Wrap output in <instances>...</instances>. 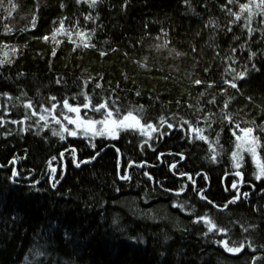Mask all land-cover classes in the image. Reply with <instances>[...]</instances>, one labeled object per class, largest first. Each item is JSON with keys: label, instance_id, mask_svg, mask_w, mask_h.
<instances>
[{"label": "trees", "instance_id": "16d2710c", "mask_svg": "<svg viewBox=\"0 0 264 264\" xmlns=\"http://www.w3.org/2000/svg\"><path fill=\"white\" fill-rule=\"evenodd\" d=\"M12 2L18 7L11 15L5 11L7 0L0 8V59H5L2 53L7 51L15 61L5 65L0 74V93L13 97L9 100L0 95V116L10 113L0 126V164L8 165L0 168V264H27L25 257L32 264L40 260L44 264H220L218 258L264 264V183L253 180L256 166L252 156L243 153L240 169L245 173L240 192L251 193L249 199L241 197L220 210L202 201L194 190L207 189L206 194L221 206L233 195L225 189L239 179L231 174L235 171L231 160L235 137L221 119L224 112L241 127L254 128L253 135L260 138L257 152L264 159V43L258 42L264 23L254 18L256 32L249 41L240 25H229L232 18L221 7L227 0H99L95 9L76 0ZM228 8L238 11V4ZM89 13L98 18L85 20ZM65 16L66 27L79 20L85 29L95 32L94 48L73 52L74 45L60 34L56 39L64 43L59 45L42 39L51 37ZM33 17L35 28L31 26ZM5 25L11 29L8 34H4ZM229 26L232 33L226 31ZM12 47L19 49L16 56H12ZM54 47L55 57L51 55ZM102 51L107 55H100ZM251 51L258 53L252 62L259 72L251 69L247 59ZM230 56L239 63L229 60ZM229 65L237 72L244 71V65L249 69L247 76L237 81L240 92L229 87L223 93L219 87L194 84L196 79L218 83L231 79L224 75ZM81 93L93 103L116 101V106L131 107L138 115L143 107L145 118L155 124L160 117L177 127L181 118L193 123L199 120V127L207 129L205 135L218 153L217 160L209 158L208 144L194 139L191 132L185 137L184 132L167 129L166 124L160 128L173 134L153 140L152 147L143 143L146 137L132 131L120 132L116 140L95 139L96 149L81 136L61 141L52 132L62 131V124L57 125L48 113L44 114L47 124L41 127L45 122L36 123L38 116H31L23 107L28 100L37 110L50 107L49 98L54 95L61 101L55 115L63 122L60 113L66 114V109L62 100L69 99L73 105L86 102ZM213 99L215 103H209ZM225 102L228 109H223ZM26 111L30 116L26 123H11L22 120ZM210 112L213 115L209 116ZM85 115L94 114L82 109L81 116ZM205 118L212 121L210 127ZM222 124L224 131L216 145ZM70 146L77 148L75 157L66 150ZM96 152L100 155L95 156ZM14 157L17 163L11 165ZM85 159L90 162L75 167ZM129 163L132 166L125 167ZM173 163L176 169H171ZM139 164L144 167H137ZM12 168L21 173L18 185L8 180ZM53 168L60 174L56 188L51 187L54 181L49 175ZM182 172L190 174L195 185L187 175L181 177ZM121 175L131 179L121 180ZM35 181L39 184L29 187ZM161 183L172 192L165 193ZM182 184L189 187L175 195ZM127 196L143 209L162 203L169 208L183 204L180 211L184 214L168 210L178 225L136 220L126 208L113 204ZM205 214L230 228L234 238H246L256 252L246 247L236 259L228 258L213 242V234L204 235L207 228L203 222L193 223ZM38 252L44 255H36Z\"/></svg>", "mask_w": 264, "mask_h": 264}, {"label": "snow or ice", "instance_id": "6c2138e0", "mask_svg": "<svg viewBox=\"0 0 264 264\" xmlns=\"http://www.w3.org/2000/svg\"><path fill=\"white\" fill-rule=\"evenodd\" d=\"M77 4H87L89 8L95 9L99 0H76ZM187 3L188 0H185ZM7 8H5V11L8 12V15H11V12L15 10L17 5H15L12 0H7ZM238 4V11H233L231 8H228V5ZM5 7V0H0V8ZM61 7H64V5H61ZM126 7V4H125ZM222 10L226 11L228 16L232 19L229 20V25H240L241 30L243 32H246L247 38L249 41H252L253 36L256 32V29L252 27V23L254 18H259L257 22L264 23V0H245V2H241V0H227V3L222 5ZM98 17H93L91 13L85 16V20H93ZM68 18L65 16L63 19L60 20L57 27L54 28L53 33L51 37L49 36H43L42 39L45 42H48L50 39L51 41L59 45L61 43H64L62 40H57L56 37L58 34L63 35L67 42L70 44H73L74 47L72 48V51L75 52L78 48H94L95 44L92 43V37H94L95 32L85 29L79 20H76L74 22V26L72 24H69L67 27L65 25V21ZM241 21L243 23L241 24ZM55 23V22H54ZM212 22L209 21V24ZM36 25V18L33 17L31 21L32 28H35ZM11 29L5 25V33L8 34ZM227 32L232 33L233 27L229 26L226 29ZM73 37H76V39H73ZM235 40H240V36H235ZM261 43H264V29L260 30V41ZM241 47H244L243 44H241ZM3 48L7 49L8 45L7 42L3 43ZM112 51H117V49H112ZM174 51V49H173ZM237 49L235 47L231 48V52L235 53ZM12 56H16L19 53V49L16 47H12L11 49ZM57 54L56 48L54 47L52 49L51 55L55 57ZM177 55H181V53H176ZM3 57L5 59H0V74H2V69L5 67V65H11L15 61L11 57H9V53L7 51H3L2 53ZM100 55H107L106 52H101ZM258 53L255 51L250 52V56L247 58L248 61L251 63V69L255 70L257 72L260 71V68L257 67L256 63L252 62L257 57ZM229 60H231L233 63H239L235 59L234 56L228 57ZM244 71L237 72L235 68H232L231 65L225 68L224 75L228 76L231 75V79H223L221 82L213 81H207V80H200L196 79L194 81L195 85H205L207 88L211 87H219L222 89L223 93H227L228 88L235 89L237 92H240V88L238 86L237 81L243 80L247 74H248V67L247 65H244ZM208 71V69H206ZM19 75H23L20 73ZM57 83H60V80L58 79L56 81ZM227 85L228 87H225ZM96 87H101V85L97 84ZM84 95V99L86 102L83 103H77L76 105H73L69 103V99H63L62 105L63 109L67 110V113H74V118L72 116H69L67 114H64L63 111H61V115H63V119L67 121L69 125H74L75 128L70 129L68 127L62 126V131H55L53 130L52 135L59 136L60 140H65L64 133H67L68 135L72 137H77L78 134L82 135L83 137L87 138L89 140L90 146L93 149L97 148L96 143L93 141L97 136L107 138L109 140H116L119 138V134L121 131H132L133 133H139L141 137H146L144 140V144H147L148 147H152V141H159L160 137L162 136H170L173 133L167 131L166 129H161L160 125H167V129H175L176 131L184 132L185 137L188 136V133L191 132L193 134L194 139L202 141L209 145V149L211 150L210 159L212 161L217 160L218 153L215 152V149L212 145V141L209 137V135H205V132L207 129L199 127L200 121L197 120L195 123H193L189 119H183L181 118V122L179 127L172 123H168L163 117L159 118V124H155L153 122H149L148 119L145 118L143 115L144 109L143 107L140 108L138 115L136 110L129 107L127 109H124L121 106H116V101L111 102V104L108 101L93 103L92 98L87 96L86 94L81 93ZM242 94V93H241ZM0 95L6 96L7 99L12 100L13 97L8 93H0ZM137 96L140 95L139 92L136 93ZM51 106L50 107H44L41 106L39 110L34 107L33 101L28 100L26 103L23 104V107L26 110H30L31 116H38L39 120L36 123H39V121H44L45 123L40 125L41 127L46 126L47 119L46 116L42 113H49L52 120H55L57 125L61 124L60 119L57 118L55 115L57 107L60 105L61 101L57 100L56 96H51L50 98ZM249 100H251V97H248ZM179 103V101H177ZM209 103H215V100H210ZM189 107H192L189 105ZM229 103L225 102L223 105V109H228ZM82 109H86L89 112L93 113L94 115L88 116L85 115V117L82 118L81 111ZM222 109V111H223ZM202 112L203 109H200ZM10 115V113L5 112L4 115L0 116V126H3V123L5 121V116ZM213 115V113H209V116ZM30 119L29 112L26 111L23 114L22 120H16L13 119L11 123L14 124H24ZM222 121H226V126L228 130L231 132L232 137H235V150L231 152V160H232V167L235 169L231 174L235 177H238L239 179L234 180L230 183V189L226 188L225 190H231L233 192V195L231 199L227 200L223 206L217 205L207 194V189H199L194 188V190L197 192L199 198L202 201H205L207 204L212 205L213 207L223 210L228 207L229 204H234L241 200V197L245 199H249L251 197V193L248 192H240V188L245 184V173L240 171L241 168L244 166L243 162V153L247 152L252 156L253 162L256 166V171L252 174L254 181H259L261 183H264V159L260 158L258 155L257 149L260 147V138L258 136H254V128L253 127H241L240 124L236 123L231 114L228 112H224L223 116L221 117ZM204 123L211 126L212 121L208 118H205ZM254 124L255 121H252ZM30 127V126H29ZM225 125L222 124L220 132L216 133L215 137V144L220 145V136L222 135L224 131ZM27 131V129H25ZM156 133L154 136L153 134ZM189 142H192L191 140ZM222 147V146H221ZM141 149L143 150V144L141 145ZM71 152V154L75 157V154L77 152V148L70 146L68 149H66ZM153 151H156V149L153 147ZM119 151V149H117ZM64 153H60L61 156H63ZM100 153L96 152L95 156H99ZM163 155V153H161ZM181 157H183V154H180ZM95 156L93 158H95ZM55 159V157H53ZM90 160L85 159L77 162L75 164V167L79 168L81 164H87ZM11 165H15L17 163V158H13L10 161ZM132 165L125 164V167H131ZM8 167L7 164H0V168ZM137 167H144V164H139ZM171 169H176L177 165L175 163L171 164ZM56 172V169L53 168L51 173L49 174L52 177V180L54 181L51 185L52 188H56L58 183V178L54 175ZM175 175V173H173ZM145 176H148L149 180H153V177L148 173H144ZM181 177L188 176L189 180H192V176L188 173H179ZM20 177L21 173L17 171L15 168L11 169L10 176L8 177V180L13 185H18L20 183ZM121 180L128 181L131 179L128 175H121ZM195 180H192V185H195ZM35 184H39V181H35L34 184L29 185V187L35 188ZM161 188L165 193H171L172 189L164 186L163 183L160 184ZM250 187L253 189L256 188L255 183H250ZM189 187V185L182 184L180 191H177L175 195L179 196L181 193L186 190ZM38 190V189H37ZM119 191V189H117ZM174 207H177L179 209H183V204H174ZM259 211V209H258ZM191 215V214H190ZM203 222V225L207 228V231L204 233L205 236H208V234H213L214 239L213 242L217 244L218 247H222L225 252L231 253V254H239L242 252L246 247L251 250L252 253L256 252V248L252 246V243L250 241L246 242V238L244 241L238 240L234 238L232 235H230L231 229L227 228L225 226L219 225L217 222L214 221L213 218L205 215L197 216L196 219L193 221V223H201ZM247 231V230H245ZM220 237L219 239H216L215 237ZM261 247H264L262 245ZM36 255H44L43 253H36ZM25 261L27 264H32L31 261H29L28 257H25ZM39 264H44L43 260L39 261ZM252 264H256L255 260L252 261Z\"/></svg>", "mask_w": 264, "mask_h": 264}, {"label": "rangeland", "instance_id": "374dc122", "mask_svg": "<svg viewBox=\"0 0 264 264\" xmlns=\"http://www.w3.org/2000/svg\"><path fill=\"white\" fill-rule=\"evenodd\" d=\"M44 114L45 115H48L47 112L43 113V115ZM66 114L69 115V116H72L73 118L75 116L74 113H67V110H66ZM61 124L63 125V127H68L70 129L75 128L74 125H69L67 123V121L64 120V119H63V122H61ZM79 136L83 137L82 135H79L78 134L77 137H79ZM65 137H67V138H77V137H72V136L68 135L67 133H65ZM83 138L84 139H87L85 137H83ZM95 139L96 140L97 139H106V140H109L107 138L100 137V136H97ZM87 141H88V139H87ZM51 171L52 170H49V174L51 173ZM54 175L56 177H57V175H60L59 174V169H56V172L54 173ZM127 197H129V196H127ZM115 202L113 204L126 208L133 215V217L136 218V220H145L147 222L149 221V222H152V223H170L171 222L170 224L173 223L174 225H178L179 224V223H177L178 220H175V218H172L171 216H169L170 213L168 212V210L171 209L172 211L175 212V214H177V213L180 212L181 214L180 213L177 214V215H180V216L182 214H184V212L183 211H180L179 208L177 209V207H174L173 205H172V208H169L164 203L157 204V205H155L153 207H149L147 209H143V208H140L138 206L137 201L135 199H132V197L125 198L122 201L120 199V200H117ZM175 210H177L179 212H177ZM226 254H227L228 258H231V259H236L237 256L239 255V254H235L234 255V254H231V253H228V252H226ZM240 260H234V261L224 260L223 261L222 259L219 260V258H218V263H220V264H237V263L238 264H247V260H243V261H245V263L244 262H240ZM219 261H221V262H219Z\"/></svg>", "mask_w": 264, "mask_h": 264}]
</instances>
